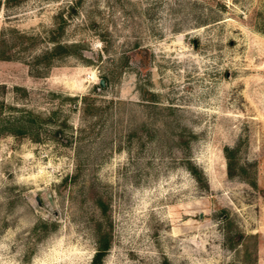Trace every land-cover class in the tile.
Masks as SVG:
<instances>
[{
	"label": "rangeland",
	"instance_id": "obj_1",
	"mask_svg": "<svg viewBox=\"0 0 264 264\" xmlns=\"http://www.w3.org/2000/svg\"><path fill=\"white\" fill-rule=\"evenodd\" d=\"M0 50V264H264V0H0Z\"/></svg>",
	"mask_w": 264,
	"mask_h": 264
},
{
	"label": "trees",
	"instance_id": "obj_2",
	"mask_svg": "<svg viewBox=\"0 0 264 264\" xmlns=\"http://www.w3.org/2000/svg\"><path fill=\"white\" fill-rule=\"evenodd\" d=\"M58 46L61 47L60 45ZM0 57H4L3 54L1 53V50H0ZM224 153H225L226 158H230L229 149L227 147L224 148ZM227 163L229 167L230 162L228 161ZM97 241H98L97 247L92 255V258L89 264H99V262L101 261L103 257L105 250L108 248V239L106 235L98 236ZM162 264H164V262H162Z\"/></svg>",
	"mask_w": 264,
	"mask_h": 264
},
{
	"label": "water",
	"instance_id": "obj_3",
	"mask_svg": "<svg viewBox=\"0 0 264 264\" xmlns=\"http://www.w3.org/2000/svg\"><path fill=\"white\" fill-rule=\"evenodd\" d=\"M36 199H38V197H36Z\"/></svg>",
	"mask_w": 264,
	"mask_h": 264
}]
</instances>
